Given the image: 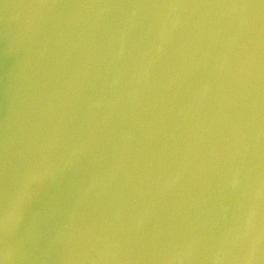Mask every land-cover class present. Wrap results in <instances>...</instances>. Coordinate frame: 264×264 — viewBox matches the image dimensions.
I'll use <instances>...</instances> for the list:
<instances>
[{
    "label": "water",
    "instance_id": "1",
    "mask_svg": "<svg viewBox=\"0 0 264 264\" xmlns=\"http://www.w3.org/2000/svg\"><path fill=\"white\" fill-rule=\"evenodd\" d=\"M0 264H264V2L0 0Z\"/></svg>",
    "mask_w": 264,
    "mask_h": 264
},
{
    "label": "snow or ice",
    "instance_id": "2",
    "mask_svg": "<svg viewBox=\"0 0 264 264\" xmlns=\"http://www.w3.org/2000/svg\"><path fill=\"white\" fill-rule=\"evenodd\" d=\"M262 2H264V0H262Z\"/></svg>",
    "mask_w": 264,
    "mask_h": 264
}]
</instances>
